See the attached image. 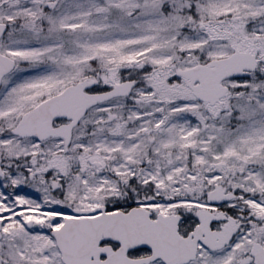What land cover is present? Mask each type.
Segmentation results:
<instances>
[{
	"label": "snow or ice",
	"instance_id": "obj_1",
	"mask_svg": "<svg viewBox=\"0 0 264 264\" xmlns=\"http://www.w3.org/2000/svg\"><path fill=\"white\" fill-rule=\"evenodd\" d=\"M0 264H264V0H0Z\"/></svg>",
	"mask_w": 264,
	"mask_h": 264
}]
</instances>
